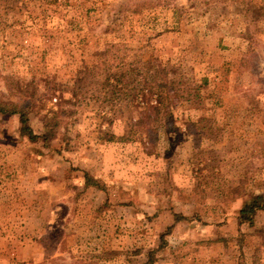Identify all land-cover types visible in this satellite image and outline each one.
Here are the masks:
<instances>
[{"label": "rangeland", "instance_id": "rangeland-1", "mask_svg": "<svg viewBox=\"0 0 264 264\" xmlns=\"http://www.w3.org/2000/svg\"><path fill=\"white\" fill-rule=\"evenodd\" d=\"M31 95L60 126L0 114V264H264V0H0V100Z\"/></svg>", "mask_w": 264, "mask_h": 264}, {"label": "trees", "instance_id": "trees-1", "mask_svg": "<svg viewBox=\"0 0 264 264\" xmlns=\"http://www.w3.org/2000/svg\"><path fill=\"white\" fill-rule=\"evenodd\" d=\"M149 66L148 71L145 76L141 80H137L138 87L134 88L136 91V95L140 92H143L146 88H152V83L153 81L150 80V78L156 80L158 78V75L156 72L152 71L154 70L152 63H148ZM161 73L166 74V68H161ZM138 68H133L131 69L130 73L136 74L138 73ZM140 73V72H139ZM115 74H108L105 82L106 86L110 85L112 80L116 82V87L117 88L119 85L123 84L122 77L123 76H117ZM140 75V74H138ZM135 84V81H134ZM21 93H27L26 91H21ZM169 95V94H168ZM167 95L161 96V98H158V100H155V104H150L147 106L146 109V116L145 118L142 117L141 119L137 120L135 123L138 128L142 129L143 127H146L147 129L151 127L153 122L159 121L162 118V115L164 113L169 114L173 110V103H166L164 101V98ZM34 99V95H31L30 98L25 100L24 102H16V101H2L0 100V114H13V115H19L20 116V121L23 124V133L29 137L30 140L32 141H37L39 139H50V137L53 135L54 129L58 128L60 126V121L58 119V114L55 115L52 118H47L44 116L45 119V124L46 128L49 129V131L46 133L44 132L43 134H36L33 129L28 125L29 122V114H30V107L32 104V101ZM144 99V98H142ZM144 101V100H143ZM144 103V102H143ZM35 103L33 102V107ZM152 130V128H150ZM149 130V129H148ZM150 130V131H151ZM152 132V131H151ZM259 210H264V196L262 195H256L253 197L252 201L248 202V204L245 205L244 208L241 210V214L244 216L241 217V221L244 223H249L250 225H254L255 222V217L257 215V212ZM180 218L177 216L176 220L178 221Z\"/></svg>", "mask_w": 264, "mask_h": 264}]
</instances>
